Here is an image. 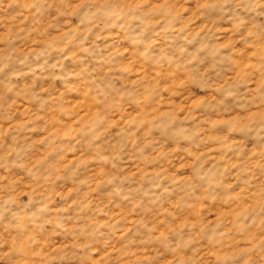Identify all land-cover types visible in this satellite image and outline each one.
<instances>
[{"label": "clouds", "instance_id": "9594fccd", "mask_svg": "<svg viewBox=\"0 0 264 264\" xmlns=\"http://www.w3.org/2000/svg\"><path fill=\"white\" fill-rule=\"evenodd\" d=\"M0 264H264V0H0Z\"/></svg>", "mask_w": 264, "mask_h": 264}, {"label": "rangeland", "instance_id": "374dc122", "mask_svg": "<svg viewBox=\"0 0 264 264\" xmlns=\"http://www.w3.org/2000/svg\"><path fill=\"white\" fill-rule=\"evenodd\" d=\"M71 162V160H69V163Z\"/></svg>", "mask_w": 264, "mask_h": 264}]
</instances>
